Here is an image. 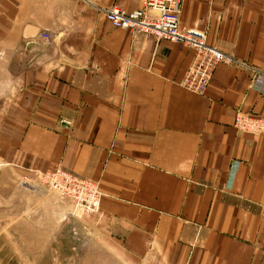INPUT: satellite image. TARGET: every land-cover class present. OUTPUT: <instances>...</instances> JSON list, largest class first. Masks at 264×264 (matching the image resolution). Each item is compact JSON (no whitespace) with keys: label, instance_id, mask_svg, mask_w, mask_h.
I'll use <instances>...</instances> for the list:
<instances>
[{"label":"crops","instance_id":"crops-1","mask_svg":"<svg viewBox=\"0 0 264 264\" xmlns=\"http://www.w3.org/2000/svg\"><path fill=\"white\" fill-rule=\"evenodd\" d=\"M143 2L0 0L5 192L10 177L23 203V178L56 167L98 181L96 214L71 215L49 191L31 198L50 207L36 231L81 226L91 261L264 264V134L234 126L238 108L264 118V0H180V23L233 58L202 94L180 84L193 48L103 13Z\"/></svg>","mask_w":264,"mask_h":264},{"label":"built area","instance_id":"built-area-1","mask_svg":"<svg viewBox=\"0 0 264 264\" xmlns=\"http://www.w3.org/2000/svg\"><path fill=\"white\" fill-rule=\"evenodd\" d=\"M179 7L180 0H144L142 7L133 11L113 6L103 13L115 28L139 32L157 40L180 41L193 48V60L180 84L193 93L202 94L208 89L216 66L222 62L230 64L233 58L209 44L205 32L182 25ZM42 36L48 40L50 34ZM234 125L251 134H264V118L241 108L237 109ZM32 172L37 181L71 204V215L79 211L96 214L101 209L102 191L98 181L79 177L62 167ZM28 176L25 178L31 179Z\"/></svg>","mask_w":264,"mask_h":264},{"label":"rangeland","instance_id":"rangeland-1","mask_svg":"<svg viewBox=\"0 0 264 264\" xmlns=\"http://www.w3.org/2000/svg\"><path fill=\"white\" fill-rule=\"evenodd\" d=\"M28 177L31 179L27 180L24 177L22 184L20 183V186L18 184L19 187H24L25 191V199L21 203V197L17 199V193L14 192L15 180L12 181L9 177L10 192L6 193L5 181H2L0 176V264H102L100 260L98 262L90 260L88 251L95 250L96 247L91 250L90 238L85 236L81 226H65L54 240H47L45 235L42 236L39 234L40 231H36L37 217L45 218L48 226L51 225L49 222L51 218L45 216L47 209L50 208L47 206L49 203L41 205L44 209L41 210V214L31 204L33 191H49L51 195L58 193L37 181L34 175Z\"/></svg>","mask_w":264,"mask_h":264},{"label":"bare ground","instance_id":"bare-ground-1","mask_svg":"<svg viewBox=\"0 0 264 264\" xmlns=\"http://www.w3.org/2000/svg\"><path fill=\"white\" fill-rule=\"evenodd\" d=\"M235 126V125H234Z\"/></svg>","mask_w":264,"mask_h":264}]
</instances>
